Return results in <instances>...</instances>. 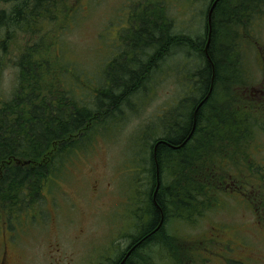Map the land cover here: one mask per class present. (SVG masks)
<instances>
[{
  "label": "rangeland",
  "instance_id": "rangeland-1",
  "mask_svg": "<svg viewBox=\"0 0 264 264\" xmlns=\"http://www.w3.org/2000/svg\"><path fill=\"white\" fill-rule=\"evenodd\" d=\"M77 4L78 10L68 12L63 20L48 23L42 33H32L28 38L33 39V50L39 49L35 53L37 57L51 63V68L44 67L41 72L64 70L79 76L85 87L105 84L108 64L119 60L117 65L120 66L123 51L128 48L127 36L118 29L128 27L129 30L133 14L147 13L152 21L154 16V23L169 27V31L164 33L165 36H158L161 45H156L154 50L142 53L140 48L138 56L133 53L137 48L132 47L130 58L134 55L133 58L136 56L145 63L158 56V49L164 52L152 65L144 68L142 76L133 80L138 83L136 88L139 90L125 98L129 104L121 105L115 114L118 116L116 121L105 127L100 124L97 130L102 127L100 131L103 132L96 135L88 150L74 158L67 179L57 183L60 187L55 185L45 191L46 198L41 208H37L36 217L13 222L12 228L0 222V258L6 252L9 264H101L106 260L102 257L115 259L125 253L130 239L138 235L139 226L149 218L144 207L150 186V144L165 136L168 125L164 123L168 122L165 117L175 108L178 112L188 111L182 100L196 93L198 77L195 71L204 64L196 50L183 49L185 45L178 42L188 43L189 38L197 40L205 36L210 0H78L75 6ZM5 5L12 6L11 3ZM48 30L53 34L42 39V34H48ZM151 32L154 34V30ZM4 34L2 29L0 93L5 100L15 94L20 74L16 59L25 54L29 46L24 45L22 37L15 33L11 34L12 40L4 39ZM25 34L27 39L29 34ZM242 36L239 38L240 61L237 62L242 74L235 84L224 82L232 85L229 90L242 106L253 107L248 120L250 128L255 129V136L249 154L241 153L242 150L237 152L239 163L224 158L225 166L231 170L230 177L240 184L243 179L258 177L260 171L264 178V23L255 28L247 27ZM39 38L41 48L35 44ZM65 76L68 75L65 73ZM79 78L71 76L70 81L65 78L66 83L62 86L67 88L68 82L78 84ZM74 90L76 96L81 93L77 86ZM222 98L219 94L218 99ZM257 163H262L263 167L261 164L256 167L263 169L252 171L249 166ZM240 165L242 172L238 169ZM220 173L227 176L228 172ZM230 179L232 187L235 182ZM231 187L227 185L228 192L220 196L223 208L208 210L205 217L199 218V212H195L201 210L202 203L193 213L192 217L196 218L191 222L178 219L170 222L168 232L181 238L184 249L192 250L199 260L188 261L190 254H187L186 259L180 256L179 262L174 260L176 264H229L221 256L220 248L226 252L224 243L207 239L214 233L223 241L236 238L239 248L235 254L228 255L232 260L264 264V223L261 218L264 217V206L260 203L252 205L246 198L254 196L252 189L245 196L232 197L234 190ZM262 197L264 199V195ZM243 198L249 203L243 202ZM237 219L240 224L235 225ZM158 256L161 264H174L164 250L160 249Z\"/></svg>",
  "mask_w": 264,
  "mask_h": 264
},
{
  "label": "trees",
  "instance_id": "trees-1",
  "mask_svg": "<svg viewBox=\"0 0 264 264\" xmlns=\"http://www.w3.org/2000/svg\"><path fill=\"white\" fill-rule=\"evenodd\" d=\"M214 1L210 0L207 14ZM77 2L0 0V34L3 29L4 39L7 37L12 40L11 34L15 33L22 37L24 45L27 43L29 46L25 54L16 59L20 74L14 96L4 100L0 93V222L11 228L13 222H22L23 219L29 221L36 217L37 208H41L46 198L45 191L55 185L60 187L57 183L67 179L74 158L88 150L96 135L103 132L100 131L102 127L116 121L118 116L115 117V114L122 104H129L125 98L135 92L138 85L133 80H137L138 75L144 73V68L152 65L155 58L164 52L158 49V56L149 58L145 63L136 56L133 58L134 55L130 58L132 47L137 48L133 53L138 56V50L142 49V53L154 50L156 45H161L158 35L164 34L162 25L155 27L157 36L150 34L151 19L133 14L130 16V29H118L127 36L128 48L123 51L120 66L117 65L118 60L111 62L116 66L106 68L108 79L105 84L85 87V82L74 75L79 78L78 84L68 82L67 88L62 86L66 79L74 76L64 70L41 72L44 67L51 68V63L37 57L35 53L39 49L34 51L33 39L28 38L32 33H42L48 23L63 20L68 12L78 10L79 4L75 6ZM217 2L211 13L210 26L209 14L207 16L205 36L197 40L189 38L188 43L178 42L181 46L185 45L183 49L196 50L200 60L204 61L195 71L198 77L195 91L199 98L195 92L192 97H185L182 103L187 104L185 106L188 111L178 112L175 108L173 113L165 117L168 121H164L168 124L165 136L158 137L150 144V186L144 207L149 218L139 226L138 235L130 239L125 253H120L115 259L102 257L106 260L101 264H120L130 250L131 254L123 264H161L158 259L160 249L165 251L168 260L174 264L180 256L186 259L187 254H190L188 261H199L192 250L184 249L181 238L168 232V225L177 219L191 222L196 218L192 217L193 213L202 203L204 206L201 210L195 212H199V218L205 217L208 210L223 208L220 196L228 192L227 185L231 187L229 179L232 175L231 170L225 166L224 158L239 163L236 160L237 152L242 150L241 153L249 154L255 136V129L250 128L248 120L253 107L248 104L242 106L237 96L229 90L232 85L228 82L225 85L224 82L235 84L242 74L237 63L241 51L239 38L247 27L263 25L264 0ZM6 3L12 6L8 7ZM25 32L29 34L27 39ZM51 34L49 31L48 34H42L41 38L45 40ZM209 36L211 41L207 51ZM35 44L38 48L43 47L40 38ZM75 86L81 91L78 96L75 95ZM117 90L120 92L117 93ZM219 94L222 99H218ZM202 101L204 103L199 107ZM237 117L241 118L240 121ZM101 123L102 127L97 130ZM257 164L249 166L252 171L263 169L262 163L260 168L256 167L260 166ZM241 166L238 169L242 172ZM220 171L230 173L223 176ZM259 175L253 180L243 179L241 184L231 178L235 182L231 187L234 190L232 197L245 196L252 189L254 196L246 198L252 205L260 203L264 206V199H261L264 195L261 171ZM158 181L160 187L155 197ZM241 200L249 203L245 198ZM261 218L264 223V217ZM234 224H240L238 219ZM217 237L218 234L214 233V236L209 235L207 239L224 243L226 252L220 248L221 256H226L230 250L234 252V248L239 246L235 237L229 241ZM232 264L238 263L234 260Z\"/></svg>",
  "mask_w": 264,
  "mask_h": 264
},
{
  "label": "flooded vegetation",
  "instance_id": "flooded-vegetation-1",
  "mask_svg": "<svg viewBox=\"0 0 264 264\" xmlns=\"http://www.w3.org/2000/svg\"><path fill=\"white\" fill-rule=\"evenodd\" d=\"M148 15L149 14H142V15H140V17H143V16H145V17H148ZM150 18V17H149ZM153 18V21H152V23H151V25H150V30H149V32H150V34H153L151 31L152 30H154V34L156 35V33H157V31L155 30L156 28V26H159V23L158 22H155L154 23V20L156 19V17H152ZM147 22V21H146ZM148 26H149V24H148ZM162 30V29H161ZM167 31H169V27H166V28H164V33H165V35H166V32ZM153 34V35H154ZM164 34H162V33H160V36L162 37V36H165ZM159 36V35H158ZM109 66H116V65H114L113 63H109L108 64ZM108 66V67H109ZM110 74H111V70H110ZM239 247H237V248H234V251L236 250V249H238ZM229 250H230V248H229ZM236 252H234V254H235ZM233 254V250H230V251H228L227 252V255L226 256H223L222 257V259H224L226 262H228L229 264H232V261H236L238 264H243L245 261L244 260H241V259H237V258H235L234 260H232L230 257H228V255H232ZM0 264H9V261H8V257H6V252H5V254H3V256H1V258H0Z\"/></svg>",
  "mask_w": 264,
  "mask_h": 264
},
{
  "label": "water",
  "instance_id": "water-1",
  "mask_svg": "<svg viewBox=\"0 0 264 264\" xmlns=\"http://www.w3.org/2000/svg\"><path fill=\"white\" fill-rule=\"evenodd\" d=\"M217 1H218V0H215V1H214L213 5H212V7H211V10H210V12H209V26H210L211 18H212V14H211V13H212V10L214 9V7L216 6V4L218 3ZM211 30H212V27H211ZM211 30H210L209 35H211ZM210 41H211V38H210V36H209V41H208V44H207V46H206V49L208 48V45H209ZM207 51H208V49H207ZM207 97H208V96H207ZM207 97L205 98V100L207 99ZM205 100H204V101H205ZM204 101L201 102V103L199 104V107L204 103ZM159 187H160V181H158L157 187H156V189H155V197H156V195H157V193H158L157 191H158ZM130 254H131V250L128 251L127 256L121 261L120 264H123V263L125 262V260L128 258V256H129Z\"/></svg>",
  "mask_w": 264,
  "mask_h": 264
}]
</instances>
